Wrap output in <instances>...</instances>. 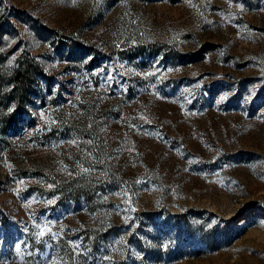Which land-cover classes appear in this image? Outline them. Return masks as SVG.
<instances>
[{"label": "rangeland", "instance_id": "374dc122", "mask_svg": "<svg viewBox=\"0 0 264 264\" xmlns=\"http://www.w3.org/2000/svg\"><path fill=\"white\" fill-rule=\"evenodd\" d=\"M0 264H264V0H0Z\"/></svg>", "mask_w": 264, "mask_h": 264}]
</instances>
